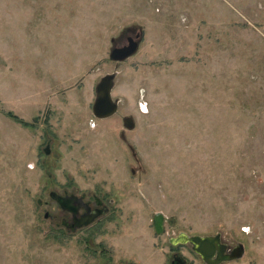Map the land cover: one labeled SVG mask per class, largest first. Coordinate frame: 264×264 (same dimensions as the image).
<instances>
[{"label": "rangeland", "instance_id": "374dc122", "mask_svg": "<svg viewBox=\"0 0 264 264\" xmlns=\"http://www.w3.org/2000/svg\"><path fill=\"white\" fill-rule=\"evenodd\" d=\"M180 233L264 264V0H0V264H205Z\"/></svg>", "mask_w": 264, "mask_h": 264}, {"label": "water", "instance_id": "95a60500", "mask_svg": "<svg viewBox=\"0 0 264 264\" xmlns=\"http://www.w3.org/2000/svg\"><path fill=\"white\" fill-rule=\"evenodd\" d=\"M134 49V45H131L128 49L125 50H120V49H114L112 51V56L115 58H121L129 52ZM108 83V93H109V86H110V81L107 80L103 83L101 86V98L95 104L94 106V114L97 116H104L112 113L114 111V106L110 102V107H107L102 111L101 114H99V109L98 106L100 103H103L104 100L102 101L103 98V92L105 85ZM108 99H109V94H108ZM101 101V102H100ZM100 102V103H99ZM45 153H48V146L45 147L44 149ZM51 196L55 198L60 204L64 205V201H74L75 198H66L62 195L56 194L55 192H51ZM75 209H73L74 211ZM101 213V210L98 209L96 210L95 213L91 214L88 216V218L84 221V224L89 223L93 218L97 217ZM45 216H47V213H45ZM153 221H154V229L157 233L162 232V215L160 212H156L153 215ZM189 242L192 245V249L200 255L202 261L205 264H219L223 261H230L234 259H238L243 256L244 254V246L241 243H238L235 245L228 253H226V248L227 244L221 241V236L219 233H216L214 235H198V234H192L188 235L186 233H180L176 238L171 240L172 244H177V243H186ZM171 264H184L183 260L181 257H175L171 260Z\"/></svg>", "mask_w": 264, "mask_h": 264}, {"label": "flooded vegetation", "instance_id": "af4514ba", "mask_svg": "<svg viewBox=\"0 0 264 264\" xmlns=\"http://www.w3.org/2000/svg\"><path fill=\"white\" fill-rule=\"evenodd\" d=\"M62 196L69 198V194L68 193H63L61 194ZM70 198H75L74 201H64V205L60 204V207L67 213H69L71 215L70 219L67 220L65 217L62 218L61 222L67 227L70 226V228L75 229L76 226L82 225L84 224V221L88 218V216H90L91 214L95 213L96 210L99 209V207L102 205V201L99 197L93 196L92 198H86L84 195H74ZM102 207V206H101ZM73 209H75L73 211ZM101 210V209H100ZM98 217L93 218V220L97 219ZM163 222V220H162ZM153 223V227H154V221ZM162 228H163V223H162ZM179 234H177L174 238H176ZM191 235V234H188ZM172 240V239H171ZM222 241V239H221ZM223 242V241H222ZM177 244H188L191 247V244L189 242L186 243H177ZM177 244H171L173 246L177 245ZM234 247V246H233ZM233 247L229 248L227 245L226 248V253H228ZM175 254V253H174ZM175 257H178L176 255H174ZM200 256V255H199ZM183 260V259H182ZM171 262V261H170ZM184 263V261H183Z\"/></svg>", "mask_w": 264, "mask_h": 264}, {"label": "trees", "instance_id": "16d2710c", "mask_svg": "<svg viewBox=\"0 0 264 264\" xmlns=\"http://www.w3.org/2000/svg\"><path fill=\"white\" fill-rule=\"evenodd\" d=\"M48 113H49V115H48ZM48 113L43 119V122H44L47 129L49 128V117H50V112L48 111ZM3 114H4V116L9 118L10 120L20 124L22 127H25V128H35V125L37 124V122L39 120V116L36 115L32 118L31 121H27V120L21 118L20 116H18L17 114H15L11 110L4 111Z\"/></svg>", "mask_w": 264, "mask_h": 264}, {"label": "bare ground", "instance_id": "6f19581e", "mask_svg": "<svg viewBox=\"0 0 264 264\" xmlns=\"http://www.w3.org/2000/svg\"><path fill=\"white\" fill-rule=\"evenodd\" d=\"M103 94V98H102V101L104 100L103 103H100V105L98 106V109H99V114L102 113V111H104L105 108L107 107H110V102H109V99H108V83L105 85V88H104V92L102 93Z\"/></svg>", "mask_w": 264, "mask_h": 264}]
</instances>
